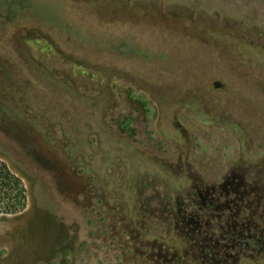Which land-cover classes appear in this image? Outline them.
<instances>
[{"label": "rangeland", "instance_id": "374dc122", "mask_svg": "<svg viewBox=\"0 0 264 264\" xmlns=\"http://www.w3.org/2000/svg\"><path fill=\"white\" fill-rule=\"evenodd\" d=\"M0 159V264H264V0H0Z\"/></svg>", "mask_w": 264, "mask_h": 264}, {"label": "trees", "instance_id": "16d2710c", "mask_svg": "<svg viewBox=\"0 0 264 264\" xmlns=\"http://www.w3.org/2000/svg\"><path fill=\"white\" fill-rule=\"evenodd\" d=\"M23 191L21 178L12 172L9 166L0 159V213H9L17 210V203H12L11 198L16 196L19 199V196L23 195Z\"/></svg>", "mask_w": 264, "mask_h": 264}]
</instances>
